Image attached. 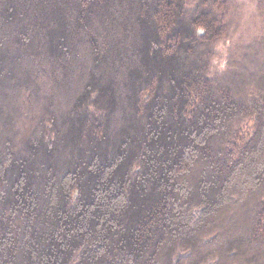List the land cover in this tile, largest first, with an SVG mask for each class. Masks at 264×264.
Returning a JSON list of instances; mask_svg holds the SVG:
<instances>
[{
    "label": "trees",
    "instance_id": "obj_1",
    "mask_svg": "<svg viewBox=\"0 0 264 264\" xmlns=\"http://www.w3.org/2000/svg\"><path fill=\"white\" fill-rule=\"evenodd\" d=\"M260 6L0 0V264H264Z\"/></svg>",
    "mask_w": 264,
    "mask_h": 264
},
{
    "label": "rangeland",
    "instance_id": "obj_2",
    "mask_svg": "<svg viewBox=\"0 0 264 264\" xmlns=\"http://www.w3.org/2000/svg\"><path fill=\"white\" fill-rule=\"evenodd\" d=\"M236 1L239 4V7L242 9V15L241 27L238 33L234 36V40H237V38L238 40L243 39V34H245L247 38L252 39L253 35L256 34L255 32L262 29L263 18L259 13L261 10L260 0ZM43 87L46 94L48 89L46 82L44 83ZM27 149L28 142L25 140L17 151L13 164L7 168L5 175L1 180L2 182H0V215L3 213L8 204L12 192V186L14 185V182L19 174L20 165L23 159L26 157Z\"/></svg>",
    "mask_w": 264,
    "mask_h": 264
}]
</instances>
